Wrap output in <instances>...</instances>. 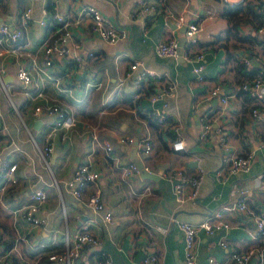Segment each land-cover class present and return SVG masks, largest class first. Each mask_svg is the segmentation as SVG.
Listing matches in <instances>:
<instances>
[{"label":"crops","instance_id":"0c3cea01","mask_svg":"<svg viewBox=\"0 0 264 264\" xmlns=\"http://www.w3.org/2000/svg\"><path fill=\"white\" fill-rule=\"evenodd\" d=\"M152 1L155 8L144 10L138 0H56L55 9L79 20L73 22L71 28L75 38L70 46L74 50L54 57L53 64L45 66L47 71L42 77L45 91L70 104L78 121L93 123L98 141L107 138L114 147V151L108 153L96 140L92 155L93 165L99 170L101 197L105 206L112 210L113 220L94 228L99 243H84L73 264H93L100 253H105L114 263L139 264V259L148 250H155L162 264H186L184 234L175 219L196 223L219 208L229 226L213 233L199 229L192 264H204L210 254L218 260L217 264H236L230 257L232 246L238 249L261 246L262 241L255 235L254 213L264 208V94L250 97L237 89L238 82L248 75L238 70V63L246 55L250 63L244 62V71H249L251 66L264 71V44L240 41L232 36L231 29H227L229 20L223 13L225 3L221 0ZM87 3L95 4L116 26L125 28L127 36L107 42L90 33L88 17L84 12L78 15ZM29 4L33 19L25 34L31 40L29 49L35 54V62L27 54L8 56L4 60L3 77L10 99L0 86V119L4 125L0 152L9 154L19 164L18 181L0 189V264H64L50 260L48 254L63 247L66 228L72 233L78 226L79 217L89 214L85 199L93 185L89 184L82 196L76 198L67 191L65 180L75 164L86 159L90 133L85 130L71 140L63 137V130L54 133V149L49 160L50 165L55 162V170L52 166L51 170L47 169L35 151L31 136L42 145L51 116L33 114L31 99L19 90L20 83L14 73L20 60L30 68L38 64L43 66L42 53L36 46L53 27L46 28V23L40 25L36 19L40 16L47 19L50 11L47 15L42 12L47 0H0V20L14 25L20 11ZM210 7H215L212 15L209 14ZM181 15L182 21L179 20ZM185 19L187 22L198 19L201 24L198 41L193 45L203 51L204 78L201 80L192 70V62L185 61L182 56H158L153 51V44L161 38L175 36L179 39L184 32ZM245 23H250L249 27L246 28ZM252 24L245 20L239 22V33H253L249 29ZM259 35L264 36V32ZM88 51H92L93 56L87 55ZM75 52L83 54L79 63L73 58ZM133 59H140V66L156 70L163 81L170 79L175 84L176 93L164 95L168 101L163 112L164 122H157L150 113L153 105L146 90L140 94L135 91L133 79L139 68L132 70L129 67ZM98 81L100 85L92 84ZM214 84H219L221 91L230 94L225 104L220 101L219 94H209ZM261 88L264 93V84ZM13 94H21L23 99L19 104ZM24 101L26 105L21 111L19 105ZM254 107L256 113L252 111ZM145 113L151 114L150 121ZM205 114L211 125L207 136L201 138L199 133ZM35 119L40 120L36 125ZM147 132L152 141L149 154L139 155L134 151V145L116 140L118 133L138 137ZM177 134L185 140L184 150L171 148V140ZM22 150L31 156L32 166H27L30 170L22 163ZM247 150L253 154L249 169L238 170L223 179L215 176L214 170L223 157ZM153 151L156 153L151 157ZM134 159L147 163L153 172L177 166L192 175L197 165L203 167L195 200L178 204L172 184L162 171L152 178L144 177L141 172L124 177L122 164ZM37 174L48 183V197L39 211L47 221L35 225L23 217L19 207L27 201ZM53 176L59 190L51 183ZM241 193L246 195V207L240 209L236 202ZM220 239L226 245H222ZM262 263L264 249L263 258L256 253L249 260V264Z\"/></svg>","mask_w":264,"mask_h":264},{"label":"built area","instance_id":"2783aa9c","mask_svg":"<svg viewBox=\"0 0 264 264\" xmlns=\"http://www.w3.org/2000/svg\"><path fill=\"white\" fill-rule=\"evenodd\" d=\"M47 1L50 3L49 8L47 5H44L42 12L47 15L50 11V16L57 24L53 27L50 33L43 35L37 43L36 50L38 49L42 53L43 66L38 64L37 66L30 68L24 65L20 60L16 66L14 74L20 83L19 90L21 93L27 96L29 100L31 99V104H33V114L45 113L51 116L48 122L49 128L45 133V142L41 145L34 136H31L35 151L40 156L47 169L51 170L49 159L54 149L53 136L57 130H63V137L66 140L73 139V136L75 135H82V132L85 130L89 131L90 133V146L86 152V159L76 163L71 175L65 180L67 191L76 198L82 196L89 184L93 185V189L85 199V205L89 211V214L78 224L77 228L72 233L67 231L66 228L63 247L48 254V258L50 260L61 261L64 264H73L74 258L79 254L84 243L93 245L99 243V235H97V233L94 231V228L100 224L105 225L112 221L113 214L112 210L105 206L101 197V186L98 181L99 170L94 167L92 161V155L97 144V131L95 130V126L92 122L87 120L81 121L82 123L78 121L75 116V110L70 104L63 102L58 98L51 97L45 91V84L42 79L43 73L47 71L45 66L52 65L54 57L61 56L66 53L68 54L70 51L74 50L70 46L71 43H74L75 38L72 34L71 28L72 23L79 20L78 17L71 19L72 16L65 15L55 9L56 0ZM221 1L229 5L243 2V0ZM138 2L144 10H152L155 8V4L152 0H138ZM214 11L215 7H210L209 14L212 15ZM31 12V4L26 5L20 11L17 21L14 23V25L6 20H0V58L3 59V61L0 60V86L9 99L10 92L3 77L4 71L6 70L4 60L10 55L20 56L27 54L32 57L33 63L35 62V54L31 51V49H29L31 40L29 37L24 35L25 29L33 19ZM83 12L89 19L87 24L88 31L98 38L107 42H114L117 39L125 38L127 36L128 31L123 27L116 26L115 23L106 17L95 4L87 3L83 5L78 15L82 14ZM36 20L40 25H44L46 23L45 18L41 16ZM179 20H183L182 15L179 17ZM249 24L250 23H245L243 25L247 28L249 27ZM200 29L201 24L198 19L189 20L186 23V28L184 30L183 46L181 49H179V39L177 37L167 36L157 40L153 44V51L158 56H182L185 61L192 62V70L195 72L196 77L201 80L204 78V74L202 72L204 65L202 61L203 51L202 49H196L193 47V45L198 41V32ZM249 29L257 33L264 32V23L257 26L252 24ZM20 39L22 41H20ZM75 46L77 45L75 44ZM93 54L94 53L92 51H88L87 53L89 56H93ZM73 58L76 63H79L81 60H83V54L75 52L73 54ZM242 61L248 64L250 63V58L245 55L242 57ZM140 65V59H133L129 64V67L132 70L139 68L133 79V82L136 88H140V91L150 87L148 98L153 105L152 109H150V113L157 118V122H164L165 116L163 115V112L164 108L168 104V101L164 95L175 94V84L170 79L163 81L161 78L162 75L156 70ZM56 81H58V78ZM92 84L100 85L101 82L98 81ZM121 84L122 81L119 82L118 89L120 88ZM263 84L264 71H259L258 73L247 75L246 77L242 78L236 87L237 89H246L253 97H262L264 93L261 86ZM140 91L136 93L140 94ZM209 94H219L220 101L223 104L227 102L228 97L230 96L229 93L221 91L219 84H214L209 89ZM12 106L15 111H18L20 114L18 108L14 104ZM256 110L257 109L254 107L252 109L253 113H256ZM210 125L211 123L209 116L206 114L203 115L201 130L199 133L201 138H205L207 136ZM3 128L4 125L0 119V136L3 132ZM116 140L121 144L134 145L137 149L136 153L139 155L149 154L152 151L151 136L148 132L143 133L138 137L118 133L116 134ZM98 144L108 153H112L114 151L112 141L107 138L99 140ZM170 145L174 151H180L186 148L185 140L179 134H177L171 140ZM252 156V151L247 150L243 153L223 157L221 164H219L214 170L215 176L218 179H223L225 176H228L229 174L238 170L249 169ZM20 157L22 158V163L25 165V167L30 170V168L27 166H32L31 156L26 151L22 150ZM137 162L138 161L134 159L122 164V175L124 177H129L133 173L140 172L141 168ZM142 164V169L151 171V168L147 163L142 162ZM18 167L19 164L16 159L11 158V156L7 153L2 154L0 152V189H3L4 187L14 184L18 181ZM24 171L25 170H22V172ZM161 174L170 180L174 199L179 204L185 200H195L198 194V189L200 186L199 184L204 174V169L200 165H197L196 172L190 175L187 174L183 168L176 166L162 171ZM51 183L54 184L59 190L57 179H55L54 176ZM47 187L48 183L41 178L40 174H37L35 181L30 187L27 201L22 203L19 207V209L22 210L23 217L32 224H44L47 221V217L39 213L41 205L48 197ZM146 189H144V191ZM245 197V194H240L236 202V206L238 208L241 209L246 207ZM175 220L177 226L183 231L184 234V259L186 264H192L195 262V241L199 229H203L207 233H213L217 229L222 227L227 228L229 226V222L222 217L221 208L215 210L212 214L196 223L184 219ZM254 220L256 224L255 235L262 241L261 246H248L243 249H238L237 247L232 246L230 250V257L236 264H249L251 256L256 253L261 258H263L264 208L261 212L254 213ZM159 227L162 228L161 226ZM219 242L222 245H226L223 239H220ZM217 263L218 260L215 258V256L210 254L208 255L204 264ZM93 264L118 263H114L109 256L105 255V253H100L99 257L95 259ZM139 264H162V262L159 254L155 250H148L139 259Z\"/></svg>","mask_w":264,"mask_h":264},{"label":"trees","instance_id":"16d2710c","mask_svg":"<svg viewBox=\"0 0 264 264\" xmlns=\"http://www.w3.org/2000/svg\"><path fill=\"white\" fill-rule=\"evenodd\" d=\"M264 0H244L241 3L229 5L227 3L224 4V10L223 13L227 16L229 20V25L227 29H231L230 32L232 36H235L238 40H249L250 42L255 41L257 43H263L264 44V36H260L259 33L255 31H251L253 33L247 34V33H239L237 25L239 22L245 20L253 23V25L257 26L259 24L264 23V7H263ZM49 1H47V7L49 8ZM57 23L55 20L48 15L46 19V28L54 27ZM50 27V28H51ZM45 28V29H46ZM48 30V29H47ZM26 35V34H24ZM20 41H22L20 39ZM246 64L241 61V63H238V70L242 71L248 75H252L255 73H258L259 69L257 66H251V69L249 71H244ZM257 71V72H256ZM74 77V76H73ZM140 88H136L135 91L139 92ZM146 92L148 93L150 90V87L145 88ZM143 90V91H145ZM240 91L246 93L250 97H253L246 89H239ZM141 92V91H140ZM134 103V102H133ZM22 105V106H21ZM19 105L21 111L24 108L25 101ZM102 107V106H101ZM148 114V115H147ZM144 116L150 121L151 114L145 113ZM155 122V121H154Z\"/></svg>","mask_w":264,"mask_h":264},{"label":"water","instance_id":"95a60500","mask_svg":"<svg viewBox=\"0 0 264 264\" xmlns=\"http://www.w3.org/2000/svg\"><path fill=\"white\" fill-rule=\"evenodd\" d=\"M186 23H187V19H185V20L183 21V25H182V30H183V31H184L185 28H186ZM183 33H184V32H183ZM183 33H182V35H180V38H179V49H181V47L183 46ZM263 70H264V69H263ZM39 121H40V120L35 119V121H34V125H36V123H38ZM136 150H137V149H136V147H135L134 151L136 152ZM134 158L137 159L136 156H134ZM137 163H138L139 167L141 168L140 172L143 174L144 177H150V178H152V177H154L155 175H158V174L162 171L161 168H159L158 172H153V171L144 170V169H142V166H143L142 162H141V161H138ZM86 217H87V214H86V213H85V214H82V215L79 217V219L77 220V223L79 224V223H80L84 218H86Z\"/></svg>","mask_w":264,"mask_h":264},{"label":"rangeland","instance_id":"374dc122","mask_svg":"<svg viewBox=\"0 0 264 264\" xmlns=\"http://www.w3.org/2000/svg\"><path fill=\"white\" fill-rule=\"evenodd\" d=\"M13 98L15 99V101L19 104V102L23 99L22 98V96H21V94H13ZM25 116H26V113L24 114ZM27 117V116H26ZM29 118V117H28ZM27 118V119H28ZM28 121L30 122V119H28ZM38 138V137H37ZM112 139L113 140H115L114 139V137H112ZM155 153H156V151H153V153L150 155L151 157L153 156V155H155ZM51 166H52V169L53 170H55V167H56V164H55V162H51Z\"/></svg>","mask_w":264,"mask_h":264}]
</instances>
